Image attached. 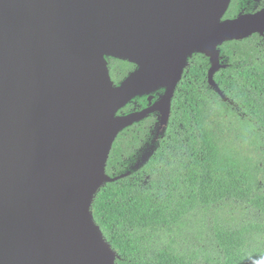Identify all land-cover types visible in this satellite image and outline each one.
I'll return each instance as SVG.
<instances>
[{"label":"water","instance_id":"obj_1","mask_svg":"<svg viewBox=\"0 0 264 264\" xmlns=\"http://www.w3.org/2000/svg\"><path fill=\"white\" fill-rule=\"evenodd\" d=\"M231 2L0 0V264L117 263L92 211L130 174H107L113 145L152 113L158 140L194 53L209 58L215 86L219 46L264 36V9L227 19ZM107 58L137 70L115 85Z\"/></svg>","mask_w":264,"mask_h":264},{"label":"trees","instance_id":"obj_2","mask_svg":"<svg viewBox=\"0 0 264 264\" xmlns=\"http://www.w3.org/2000/svg\"><path fill=\"white\" fill-rule=\"evenodd\" d=\"M257 11L252 0H232L225 18ZM219 50L215 86L209 58H188L158 140L152 113L113 145L107 174H130L107 183L92 211L116 264H264V36ZM107 60L115 85L137 70ZM162 93L136 97L119 115Z\"/></svg>","mask_w":264,"mask_h":264},{"label":"flooded vegetation","instance_id":"obj_3","mask_svg":"<svg viewBox=\"0 0 264 264\" xmlns=\"http://www.w3.org/2000/svg\"><path fill=\"white\" fill-rule=\"evenodd\" d=\"M253 4L255 7H259V11L264 9V0H252ZM182 80L178 83L181 84Z\"/></svg>","mask_w":264,"mask_h":264}]
</instances>
